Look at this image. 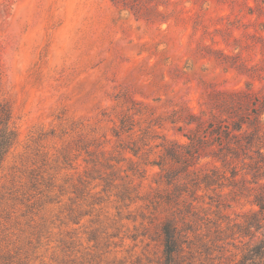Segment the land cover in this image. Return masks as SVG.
Listing matches in <instances>:
<instances>
[{"label": "rangeland", "instance_id": "1", "mask_svg": "<svg viewBox=\"0 0 264 264\" xmlns=\"http://www.w3.org/2000/svg\"><path fill=\"white\" fill-rule=\"evenodd\" d=\"M262 38L264 0H0L17 132L0 164V264H167L168 219L172 264H234L251 175L205 157L168 183L156 163L187 142L188 113L210 117V92L261 89ZM212 169L221 184L190 181Z\"/></svg>", "mask_w": 264, "mask_h": 264}, {"label": "trees", "instance_id": "2", "mask_svg": "<svg viewBox=\"0 0 264 264\" xmlns=\"http://www.w3.org/2000/svg\"><path fill=\"white\" fill-rule=\"evenodd\" d=\"M262 47L264 49V44ZM261 61L253 72L256 75L258 71L259 78L264 79V56ZM243 63L241 65L247 70ZM251 86L252 83L247 81L243 89L210 92V117L204 118V113H188L183 119L188 126L187 132L183 133L187 142L166 144L161 161L156 163L168 183L175 181L179 172L187 171L205 157L230 168L232 176L237 174L239 167L245 175H251L249 183L257 184V187H246V190L249 194L252 191L256 209L239 226L238 231L247 240L234 264H264V83L258 91H253ZM16 138L9 103L0 98V164ZM216 171L212 169V173H206L202 178L193 177L190 181L205 186L221 184L223 176ZM229 185L236 186L237 183L230 181ZM161 230L166 263L172 264L180 250L179 230L171 219L163 222Z\"/></svg>", "mask_w": 264, "mask_h": 264}]
</instances>
